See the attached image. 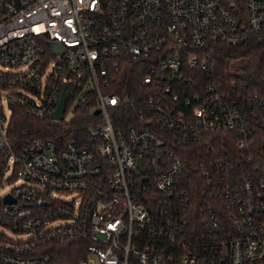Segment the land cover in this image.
<instances>
[{
  "label": "built area",
  "instance_id": "obj_1",
  "mask_svg": "<svg viewBox=\"0 0 264 264\" xmlns=\"http://www.w3.org/2000/svg\"><path fill=\"white\" fill-rule=\"evenodd\" d=\"M260 36L264 0H0V163L17 185L0 199V264H53L48 246L73 239L76 264H264V92L214 59ZM129 59L150 93L140 126L120 119ZM16 108L83 111L85 142L16 152ZM193 145L210 158L188 176Z\"/></svg>",
  "mask_w": 264,
  "mask_h": 264
},
{
  "label": "trees",
  "instance_id": "obj_2",
  "mask_svg": "<svg viewBox=\"0 0 264 264\" xmlns=\"http://www.w3.org/2000/svg\"><path fill=\"white\" fill-rule=\"evenodd\" d=\"M218 55L214 57L220 65L221 72L227 83L235 82L238 87H248L254 92H264L262 73L264 67V36L252 37L243 47L231 49L220 47ZM242 61L243 66L235 71V66ZM134 62L129 59L121 67L117 74L120 80L116 90L129 102L123 108L120 119L123 122L140 126L137 119L138 112L145 108V102L149 98V90L143 84L141 73L136 72ZM148 116V115H147ZM90 115L83 111L78 112L70 122H53L51 120H39L28 116L22 109L16 108L9 127V139L13 149L18 152L32 138L53 139L62 144L64 142H85L88 134L87 124L90 123ZM200 146H189L182 149L179 157L187 166V175H195L197 166L204 162L207 154L200 156ZM6 167L0 163V188L5 178ZM196 176V175H195ZM194 177V176H191ZM53 264H76L82 260L86 253V243L73 239L67 244H51L47 248Z\"/></svg>",
  "mask_w": 264,
  "mask_h": 264
},
{
  "label": "rangeland",
  "instance_id": "obj_3",
  "mask_svg": "<svg viewBox=\"0 0 264 264\" xmlns=\"http://www.w3.org/2000/svg\"><path fill=\"white\" fill-rule=\"evenodd\" d=\"M243 64L244 62L240 61L238 65L235 66V71H238L243 66ZM11 175L12 171H8L5 173V178L0 188V199L9 194L17 186L15 182L9 181Z\"/></svg>",
  "mask_w": 264,
  "mask_h": 264
},
{
  "label": "water",
  "instance_id": "obj_4",
  "mask_svg": "<svg viewBox=\"0 0 264 264\" xmlns=\"http://www.w3.org/2000/svg\"><path fill=\"white\" fill-rule=\"evenodd\" d=\"M52 45L54 46L56 52H60V51L63 50L62 46L60 44H58V43H53ZM65 98H66V95L64 94L63 99L61 101V104H60L58 110L52 116V120L61 121L63 119V116H64L65 111H66ZM96 114H99V112H97ZM10 202H12L11 199L7 198L6 199V203H10Z\"/></svg>",
  "mask_w": 264,
  "mask_h": 264
}]
</instances>
